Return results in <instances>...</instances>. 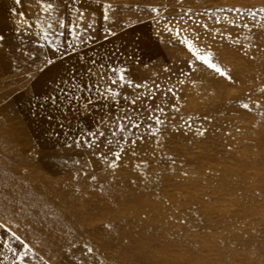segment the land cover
Segmentation results:
<instances>
[{"label":"rangeland","instance_id":"374dc122","mask_svg":"<svg viewBox=\"0 0 264 264\" xmlns=\"http://www.w3.org/2000/svg\"><path fill=\"white\" fill-rule=\"evenodd\" d=\"M17 257L264 264V0H0Z\"/></svg>","mask_w":264,"mask_h":264},{"label":"snow or ice","instance_id":"6c2138e0","mask_svg":"<svg viewBox=\"0 0 264 264\" xmlns=\"http://www.w3.org/2000/svg\"><path fill=\"white\" fill-rule=\"evenodd\" d=\"M43 2H44V0H41V3H43ZM105 19H107V17H105ZM188 47L192 50V52L194 53V55H196L197 59H200V60L204 61L205 63H210V61L206 57L200 55L197 52V50L195 49V46L194 45L189 44ZM211 66L214 67V68H216L217 71H221L215 64H212ZM120 79L121 80H124L125 79V75H124V72L123 71H121V73H120ZM229 79H230V77H229ZM113 83H115V82H113ZM109 91H111V89H109ZM244 107H247V105H244ZM157 123H160L159 119H157ZM136 126H138V125H136ZM120 127L123 129V124H121ZM118 158L119 157L117 156V159ZM113 166H115V165H113ZM11 235L13 237H15L18 241L21 240V238L19 236H17L15 232H12ZM24 246L27 247L26 245H24ZM89 251H91V249H89ZM17 259L20 261V264H24L25 257H17Z\"/></svg>","mask_w":264,"mask_h":264}]
</instances>
